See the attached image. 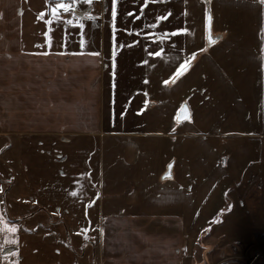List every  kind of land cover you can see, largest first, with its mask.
Returning a JSON list of instances; mask_svg holds the SVG:
<instances>
[{"label": "crops", "instance_id": "crops-1", "mask_svg": "<svg viewBox=\"0 0 264 264\" xmlns=\"http://www.w3.org/2000/svg\"><path fill=\"white\" fill-rule=\"evenodd\" d=\"M193 18L192 0H117L115 20L111 0H0V264H192L224 174L189 190L172 131L184 104H240L255 62L251 34L194 48Z\"/></svg>", "mask_w": 264, "mask_h": 264}, {"label": "rangeland", "instance_id": "rangeland-1", "mask_svg": "<svg viewBox=\"0 0 264 264\" xmlns=\"http://www.w3.org/2000/svg\"><path fill=\"white\" fill-rule=\"evenodd\" d=\"M209 3L213 14L212 35L222 47L229 46L227 43L236 34H251L248 39L253 45L248 43L247 55L255 60L253 68L250 63L240 67V79L235 81L251 83L236 88L241 89V97L245 95L239 97L240 104L228 100L218 112H212L214 104L208 108L203 103L195 106L191 103L194 114L176 125L177 130L172 134L178 136L171 137L168 153L174 154L194 178L189 190L201 194V199L210 190L216 194L212 190L216 187L214 162L224 174L223 210L208 215L202 224L194 222L189 232L192 264H264V242L256 238L264 235V0H210ZM205 5L202 0H192L194 48L208 45ZM247 73L252 81L245 80ZM168 96L176 99L170 93ZM167 109L166 103L163 114H159L164 120L169 115L165 114ZM218 191L220 196V185ZM235 209L242 212L233 214Z\"/></svg>", "mask_w": 264, "mask_h": 264}, {"label": "water", "instance_id": "water-1", "mask_svg": "<svg viewBox=\"0 0 264 264\" xmlns=\"http://www.w3.org/2000/svg\"><path fill=\"white\" fill-rule=\"evenodd\" d=\"M207 7V16L210 17L211 19H206V34H207V42L208 45H213L216 42V38L213 37L212 35V15L210 11V0H202ZM188 70V67H186ZM186 70V71H187ZM184 69L181 71V73L178 74V77L182 76L185 72ZM191 117L190 114V109L187 104H184L182 108L179 111V114L177 116V122L182 123L184 121L189 120ZM172 168H173V163L169 164L166 173L163 175V179H170L172 177Z\"/></svg>", "mask_w": 264, "mask_h": 264}, {"label": "snow or ice", "instance_id": "snow-or-ice-1", "mask_svg": "<svg viewBox=\"0 0 264 264\" xmlns=\"http://www.w3.org/2000/svg\"><path fill=\"white\" fill-rule=\"evenodd\" d=\"M46 2H47V0H46ZM87 2L90 4L91 3V0H87ZM144 2L147 3V0H144ZM69 7H70V5L67 4V3H59V4H56L54 7H52L51 11H52L53 14H55L58 8H62L65 12H67V11H69ZM111 12H112L113 20H115L116 19V16H117V0H111ZM85 15H88V14L85 13ZM89 18L92 19L94 17H89ZM164 19H165L164 16L157 17V20L158 21L164 20ZM206 19H209L210 20L211 18L208 17V16H206ZM69 23H71V21H69ZM83 27H84V25L83 24H80V28L83 29ZM177 31L178 32H185V31H187V29L179 28V29H177ZM44 36H48V33L45 32L44 33ZM83 46H84V41L82 39L81 40V47H83ZM113 54H115V53H113ZM94 55H98V53H94ZM149 55H159V53L158 52H152V53H149ZM188 63L189 62L187 60L184 63H182L180 65V67L177 68L176 73H181V69H184L186 71L187 69L185 68V64H188ZM12 230L15 231V228L13 227Z\"/></svg>", "mask_w": 264, "mask_h": 264}]
</instances>
